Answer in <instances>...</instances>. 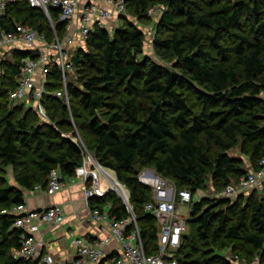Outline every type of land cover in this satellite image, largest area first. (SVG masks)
<instances>
[{"label":"trees","instance_id":"trees-1","mask_svg":"<svg viewBox=\"0 0 264 264\" xmlns=\"http://www.w3.org/2000/svg\"><path fill=\"white\" fill-rule=\"evenodd\" d=\"M126 3L128 15L120 18L122 26L111 32L96 24L86 47L73 53L76 77L68 84L69 106L51 95L63 88L59 67L48 75L43 101L47 118L34 107L10 105L9 94L30 53L16 51L1 63L5 75L0 79V264H38L14 256L23 232L15 226L12 210L25 203L26 191L38 185L45 188L53 169L64 178L74 176L84 147L129 187L147 254L159 253L161 231L158 218L146 211L153 201L152 187L140 179L141 172L151 169L193 195L187 228L192 232L186 230L181 246L171 253L178 264H233L222 253L228 248L233 259L264 262V197L252 194L258 186L216 202L195 198L209 176L216 187L221 184L225 189L261 168L264 0ZM156 5L165 6L154 39L164 64L143 57L145 33L128 17L143 20ZM50 12L64 39L67 25L59 21L58 9ZM17 22L54 38L45 12L28 0L8 6L0 31L13 30ZM238 146L250 157L251 170L243 167L240 157L229 154ZM10 167L17 185L8 180ZM234 177L237 180L230 182ZM260 190L264 193V185ZM93 204L101 208L109 204L111 218L129 216L113 193Z\"/></svg>","mask_w":264,"mask_h":264},{"label":"built area","instance_id":"built-area-1","mask_svg":"<svg viewBox=\"0 0 264 264\" xmlns=\"http://www.w3.org/2000/svg\"><path fill=\"white\" fill-rule=\"evenodd\" d=\"M16 1L0 0V28L1 20L5 17L8 6ZM103 1L110 2L111 8H104L94 3L87 5L81 16L80 28L76 33H72L79 0H28L32 7L42 9L47 15L54 30L52 40H49L44 32L38 31L28 23L17 22L13 30L8 32L1 29L0 79L5 75L1 63L7 60L5 57L9 54L6 52L7 49L10 52L30 53L22 61L23 65L17 79V86L9 94L11 107L21 105L34 107L42 118H47L43 101L48 92V75L55 66H58L62 73L63 88L52 92L51 95L64 100L68 106L70 105L68 74L70 72L76 74V66L69 47L74 44L77 38L86 41L96 24L108 28L109 20L113 16L120 19L122 16L128 15L126 0ZM51 8L59 10V21L67 25L64 39H61L57 34L56 23L50 12ZM71 179H79L83 184L84 196L91 210L92 219L109 224L112 237L119 241L123 255L108 256L106 245L110 243L112 237L92 241L86 236L72 234V241L77 248V258L69 264H178L171 253L181 246L182 235L186 232L188 222L191 220L193 195L190 190H178L170 179L158 175L151 169L140 173L142 182L150 185L153 190V201L147 204L146 211L154 214L161 224L160 251L156 254H147L131 202L130 189L117 178L114 169L103 165L84 147L83 162L76 168L75 175ZM258 184L264 185V158L261 160L259 170L250 172L239 183L228 185L221 192L220 198H234ZM65 187L66 178L63 177L59 169H53L48 176L47 186L44 188L38 185L34 191L55 194ZM110 193L122 200L129 213L128 217L109 218V210L93 204L96 199L107 197ZM182 207H187V213L180 212ZM12 213L16 215L15 226L23 232L21 248L15 250L14 256L34 259L38 264H56L57 262L51 254H39L40 249L47 247V244L42 239L38 240L36 235L40 232L42 224L59 225L64 222L63 206L55 204L36 210L29 209L25 202L14 207ZM132 226L133 229L129 230V227ZM252 264H258L257 260Z\"/></svg>","mask_w":264,"mask_h":264},{"label":"crops","instance_id":"crops-1","mask_svg":"<svg viewBox=\"0 0 264 264\" xmlns=\"http://www.w3.org/2000/svg\"><path fill=\"white\" fill-rule=\"evenodd\" d=\"M91 3L97 4L104 8H111V3L107 1L79 0L77 15L75 23L73 25L72 33H76L80 28L81 16L83 14V11L86 6ZM119 21L120 19L117 16H113L109 20V25L107 27H112L111 29L120 27L121 24H118ZM80 46L86 47V41L77 38L74 44L69 47L70 53H74L77 47ZM45 49L47 51V48ZM6 52L9 53L8 55L5 54L6 56L4 55L7 60L11 59L15 53L10 52V50L8 49L6 50ZM12 184L17 185L15 180ZM25 195V202L28 205L29 209H43L55 204H60L64 208L65 220L62 224H42L40 232H38L36 235L38 240L42 239L47 244V247H43L40 249L39 254H51L57 262L56 264H69V262L77 258V248L72 241V234L86 236L92 241L112 237L109 224L92 219L91 210L88 207L84 196L83 184L79 181V179H71V177H67L66 187L55 194L26 191ZM103 208L109 210L110 205L106 204L103 206ZM181 210L188 211L187 207H182L180 209V212ZM109 218H111V216H109ZM106 252L108 256L123 255V249L119 241L113 237L110 243L106 245Z\"/></svg>","mask_w":264,"mask_h":264},{"label":"rangeland","instance_id":"rangeland-1","mask_svg":"<svg viewBox=\"0 0 264 264\" xmlns=\"http://www.w3.org/2000/svg\"><path fill=\"white\" fill-rule=\"evenodd\" d=\"M164 9H165L164 5H156L155 7L150 9L148 14L146 15L147 17L143 20H140V21L136 18V16H134L132 14L131 15L129 14V16H128L145 33V53H144L143 57H145V56L150 57L155 62H158L160 64H164L165 62L162 61L156 53V50L154 47V39L156 36V28H157V25L159 23V20L161 18V15H162ZM118 24L123 25V21L120 20ZM111 28L112 27L107 28V29H109L111 32H113L114 29H111ZM73 48H74V46H73ZM75 77H76L75 73L70 72L68 74V80L69 81H72V79H74ZM262 96L264 97V93L262 94ZM228 152L231 156L240 157L243 160V167L244 168H246L247 170L252 169L250 157L248 155L242 154L240 146H238L235 149L228 151ZM6 172H7L8 180H11L10 182L14 183V180H13L14 179V175H13L14 171H13L12 167L7 168ZM236 180H237L236 177H234V179L232 178L230 180V182H234ZM256 186H258L256 188L257 190H255L254 193H252V194H256L259 197L263 198L264 193L262 192V190H260L262 188V186L259 184ZM253 189H255V188L250 189L248 192L252 191ZM223 190H224V186L220 184L219 187L218 186L216 187L215 184L213 183V181L210 179V176H209V178L207 179L206 188L203 190H199L196 193V196L195 195L194 196L196 199L200 198L202 196H205L206 198H211L212 200H214L216 202L218 199H220V194ZM181 212L187 213V211H185V210H181ZM187 232H189V235H190L192 232L191 228H189L187 230ZM222 253L225 254L232 261L233 264H252L253 263V261L251 262V261H248L246 259H240V260L233 259V257H232L233 252L231 251L230 248L224 249L222 251ZM257 263L258 264H264V262H261V261L257 262Z\"/></svg>","mask_w":264,"mask_h":264},{"label":"bare ground","instance_id":"bare-ground-1","mask_svg":"<svg viewBox=\"0 0 264 264\" xmlns=\"http://www.w3.org/2000/svg\"><path fill=\"white\" fill-rule=\"evenodd\" d=\"M146 169V168H145ZM170 179V178H169ZM98 200V199H97Z\"/></svg>","mask_w":264,"mask_h":264},{"label":"water","instance_id":"water-1","mask_svg":"<svg viewBox=\"0 0 264 264\" xmlns=\"http://www.w3.org/2000/svg\"><path fill=\"white\" fill-rule=\"evenodd\" d=\"M165 257H167V256H165Z\"/></svg>","mask_w":264,"mask_h":264}]
</instances>
